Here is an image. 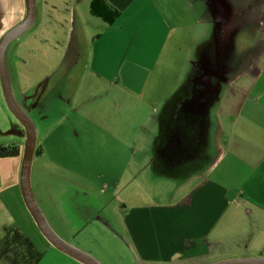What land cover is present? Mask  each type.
Masks as SVG:
<instances>
[{
  "label": "crops",
  "instance_id": "0c3cea01",
  "mask_svg": "<svg viewBox=\"0 0 264 264\" xmlns=\"http://www.w3.org/2000/svg\"><path fill=\"white\" fill-rule=\"evenodd\" d=\"M161 1L35 0L31 36L46 30L58 35L61 28L68 29L73 40L67 62L85 73L82 84L88 93L79 98L82 106L75 111L79 148L96 155L87 163L98 167L76 177L141 181L132 185L138 192L131 191L134 197L126 206L124 202L116 206L113 229L98 222L102 206L98 207L96 190L87 185L85 191L77 190L69 183L60 193L61 205L84 219L79 229L88 235L80 240L83 249L77 248L100 264H205L264 258V46L251 51V59L233 77L225 76L224 64L207 62L192 63L194 72L185 78L186 59L179 63L177 58L188 52L190 33L185 38L183 31L190 27L173 22ZM94 2L105 20L91 12ZM25 11V0H0V37L24 18ZM8 47L9 75L14 72L19 92H36L33 109L49 95L39 92V83L29 76L38 64L29 66L34 57L24 40L11 51ZM102 85L115 89L103 95L112 107L99 108L90 99L94 98L91 90ZM120 98L137 100L144 108L120 109ZM61 117L66 116L49 120L46 130L63 128L62 121L50 126ZM13 126L14 134L25 137L19 122ZM34 126L29 182L36 200L40 187L34 181L37 173L33 176L32 162L43 151ZM93 134L95 145L90 140ZM9 145L18 155L0 157L5 170H0V264H84L56 249L37 229L19 187L23 143ZM151 179L179 184L172 192L163 191L151 187ZM168 193L174 198L150 200L152 194ZM59 209L64 221L65 211ZM98 229L111 237L98 236Z\"/></svg>",
  "mask_w": 264,
  "mask_h": 264
},
{
  "label": "rangeland",
  "instance_id": "374dc122",
  "mask_svg": "<svg viewBox=\"0 0 264 264\" xmlns=\"http://www.w3.org/2000/svg\"><path fill=\"white\" fill-rule=\"evenodd\" d=\"M215 1L220 4L218 5ZM211 2L208 0H162L160 2L167 10L168 16L172 17L173 22L181 25L187 24L190 27L183 31L185 38L190 33L188 52L186 56L179 52L182 55L177 58L179 63L183 58L186 59L185 78L194 72V65H207V62L212 65L224 64L225 76L233 77L235 72L251 59L252 52L264 46V23L261 21L264 16V3H260L259 0H214ZM33 29L30 28L13 40L8 49L13 50L17 43L24 40V46L27 50H32L34 57V63H29V66L38 64L34 66L29 76L32 81L39 83L37 84L39 92L45 95L49 92L47 98L38 101L32 109L31 101L36 92H19L16 86V76L14 72H10L13 94L36 124L38 128L36 139L43 151L32 162L33 176L37 173L34 181L40 187L35 195L36 201L54 232L65 241L83 249L80 240L88 235L82 232L79 226L84 219L78 218L74 211L61 205L60 193L66 190L69 183H71V188L81 191L86 190V185L92 186L96 190L94 195L98 200V207L101 209L102 206L101 210L98 209V222L113 229L112 220L115 217L116 206L120 202H124L126 206L128 199L134 197L131 191L137 189L132 185L140 184L141 181L126 179L113 181L109 176L104 179H95L94 176L86 180L84 177H76L78 174H85L86 171H95L98 167L95 163H87L94 154L89 155L79 148L81 135L79 119L75 111L82 106L79 98H84L88 93L85 92V85L82 84L85 73L77 65L69 67L67 62L70 58L71 40H73L68 29L61 28L58 35L48 33L46 30L41 35L31 36ZM257 59L260 61L259 57ZM54 82L55 85H53ZM224 89L225 85L222 84L221 93ZM107 90L115 92L114 88L108 89L107 85H102L97 91L94 88L91 90L90 93L94 95V98L90 99L94 105L98 102L99 108L112 107L103 96ZM98 91V101H96L95 96ZM119 94L122 96L121 92ZM57 95L59 99L51 98ZM71 95L73 96L70 99ZM127 100L122 98L118 100L120 109L144 108V105L137 100ZM63 114L65 118L61 117L62 119L56 120L55 123L52 121L50 124L51 127H55L62 121L63 128L58 126L50 132L47 131L48 121L55 120ZM4 116H6L5 119ZM13 123L18 122L6 107L0 90V146L12 143L21 144V142L24 146L25 137L21 138L14 134ZM90 140L91 144L95 145V134ZM23 146L21 145L20 164ZM0 170L4 169L0 167ZM65 175L71 176L72 179H62ZM150 182L151 187L170 192L174 191L179 184V181L172 179H151ZM136 191L138 192V190L134 192ZM174 196L172 193L159 196L152 194L150 200H170ZM57 199L61 200L59 205ZM59 206L65 211L64 221L62 215L57 213L60 211ZM103 232L102 230L100 233L98 229V236L111 237L108 231Z\"/></svg>",
  "mask_w": 264,
  "mask_h": 264
},
{
  "label": "water",
  "instance_id": "95a60500",
  "mask_svg": "<svg viewBox=\"0 0 264 264\" xmlns=\"http://www.w3.org/2000/svg\"><path fill=\"white\" fill-rule=\"evenodd\" d=\"M25 5L26 11L24 18L0 37V90L6 107L22 125L25 132L19 170V187L22 200L37 229L52 246L84 264H100L95 257L68 243L54 232L39 208L30 187L29 173L35 145V126L31 117L21 107L13 94L6 64V49L9 43L30 28L35 20V0H25ZM205 264H264V258L246 257Z\"/></svg>",
  "mask_w": 264,
  "mask_h": 264
},
{
  "label": "trees",
  "instance_id": "16d2710c",
  "mask_svg": "<svg viewBox=\"0 0 264 264\" xmlns=\"http://www.w3.org/2000/svg\"><path fill=\"white\" fill-rule=\"evenodd\" d=\"M90 10L92 13L102 17L104 20L103 11L95 5V2L91 4ZM18 155V150L14 146L6 145L0 146V157H14Z\"/></svg>",
  "mask_w": 264,
  "mask_h": 264
}]
</instances>
